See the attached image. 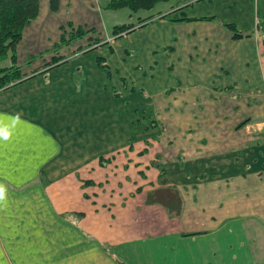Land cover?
<instances>
[{
  "label": "crops",
  "instance_id": "crops-1",
  "mask_svg": "<svg viewBox=\"0 0 264 264\" xmlns=\"http://www.w3.org/2000/svg\"><path fill=\"white\" fill-rule=\"evenodd\" d=\"M106 1L59 0V11L51 13L49 0H39L37 19L23 30L17 47L23 83L0 90V264H128L136 252L150 253L151 246H163L172 254L181 252L185 244L191 249L190 257H194L206 239L212 240L208 249L228 264H264V122L246 128L245 137L235 142L231 138L233 127L213 125L207 128L208 140L201 136L204 128H195L191 137L194 142L188 139L186 144H176L169 139L170 143L155 144L159 150L154 154L150 153L154 146L151 141L142 143L148 158L143 164L133 165L141 176L135 181L141 191L134 195L129 178L118 177L123 174L104 182L76 179L73 173L67 175L69 171L62 175L68 185H56L61 181L56 172L58 146L51 130L64 124L66 116L59 122V114L74 112L78 117L69 120L71 125L80 130L85 126L86 134L91 128L89 135L100 140L97 129L107 128L106 133L111 129L104 139L108 148L104 154H91L88 140L86 146L78 140L85 160L87 156L110 158L103 170H109L118 160L109 155L120 149L121 133L125 140L136 130L134 120L131 130L126 127L121 132L119 127L121 114L135 117V108L126 95H136V84L122 77L124 66L48 67L53 54L37 58L59 42L69 31V23L73 28L93 29L94 33L61 49L59 55H69L63 62L86 50L90 38L102 40L100 44L107 43L115 52L114 45L120 40L111 36V29L117 21H113L114 12L102 8ZM227 1L195 0L182 13L187 18H215L234 24L245 36L242 39H233L214 21L169 22L174 31L169 40L175 39L177 51L180 42L183 48L177 55V79L171 87L175 92L166 96V104L171 109V103L182 99L176 108L180 117L224 123L232 118H264V0H246L244 5L237 0ZM201 5L209 8L211 15L188 13ZM178 9L181 7L173 11ZM231 13L243 15L246 24L241 26L236 19L224 17ZM168 21L161 20L165 27L153 31H165ZM167 43L164 39L155 46L164 49ZM164 54L167 61L169 55ZM30 57L36 59L27 66ZM180 66H191V76L184 69L180 73ZM95 69L107 70L105 78L112 82L111 89L99 75L89 79L87 72ZM132 69L135 75V66ZM76 75L81 79L77 81ZM98 96L102 101L97 100ZM187 106L191 110L186 112ZM160 131L162 139L163 133L175 134L178 128L163 125ZM134 145L121 144L129 151ZM157 162L158 166L154 165ZM156 167L165 172V176L158 175V188L150 179L152 171L155 176L159 174ZM113 180L122 191L109 189ZM176 193L180 204L171 208ZM234 232L242 236L236 246L247 248L236 249L238 254L235 250L227 253L233 248ZM173 244L179 249L171 247ZM148 260L151 263L150 256Z\"/></svg>",
  "mask_w": 264,
  "mask_h": 264
},
{
  "label": "rangeland",
  "instance_id": "rangeland-1",
  "mask_svg": "<svg viewBox=\"0 0 264 264\" xmlns=\"http://www.w3.org/2000/svg\"><path fill=\"white\" fill-rule=\"evenodd\" d=\"M195 0H191L187 2L186 4L180 6L181 9L187 8L190 5L193 4ZM202 1V0H200ZM241 1V3L244 5V1L246 0H237ZM260 1V0H259ZM228 1L225 0V4ZM176 4L173 2L164 4H158L155 6V8L151 11H139L137 13H131L128 10H119L113 13V21L116 22L117 26L120 25H128L129 30L122 33L119 37H115V39H119L117 44L114 45V51L111 52L109 48L106 46L107 43L104 42V44H100V42L96 45H91L86 48V50H82L79 52H82L81 54L74 57L73 60L68 61L67 63H62L63 60L67 57V55L63 54L60 55L59 58H61L60 62L48 66V67H54V66H110L111 69H116L117 66H124L126 70H120L122 77L126 78L130 82H133L136 84V95L133 94H127L126 98L127 101L130 103L131 106L135 108V117L131 118L126 117L124 114H121L120 116V131L123 132L124 128L128 127L130 130L132 128V121H135V133L133 135H129L128 139L122 138V133L120 135V149L117 151H114L109 156L115 155L117 156L118 160L115 162V164L106 170H103L102 168H105L107 164L105 162H109V159L95 158L99 154H104L108 150L106 143L104 142V139L107 138L111 134V129L109 133H106L107 128H104L103 130L97 129L98 133L100 135L101 140L97 136H91L89 135L91 133V128L88 130V134H86V130H84L85 126H81L80 129L74 128L69 120H77L78 115L74 114H59L57 121L62 122V117L65 115L66 120L64 124L60 127H55V129H52L53 137L57 144V152H56V172L58 177H60L57 181L56 185H60L63 187L64 185H68L65 182L62 181V175L64 173L69 172L67 175H71L73 173V177L75 175L76 179L82 178L83 180L86 178L87 180H108L111 178H114L115 175L119 174L126 180L129 178L130 185H132V193L131 195H134V193H138L141 191L140 188L135 186V181L139 180L141 176L137 173V171H134L133 165L135 163H145L148 155H147V147H145L144 142L147 143V141H151L153 143V147L150 150V153L154 154L155 151L159 150V147H157L155 144L163 142V143H170L176 142V144H186L185 142L189 139V142L192 141L191 137L193 136V132L196 129L201 130V128H204L205 131H201L203 133L201 136H206L207 140L210 138L209 135H207V128L214 126H231L232 129V142L237 141V139H240L241 137H245L244 130L246 128H252L255 126V124H260L264 122V118H256V117H250L245 120H240V118H232L230 122L224 123L223 121L219 122L218 119L209 120L206 118H199V119H193V118H186L180 117L176 110L178 106H180L182 99L174 103H171V109L169 108V105L166 104V96L170 95L171 93L175 92L174 88H171L175 83L177 71H176V63H177V55L182 51L183 44L180 42L178 45V51H177V44L175 42V39L171 41L169 38L172 34H174V31H171L170 29V23H176L171 21V14L174 12L173 10L177 8L175 6ZM224 5L222 4V8ZM179 8V7H178ZM200 8L197 11H188L189 14H196V15H211L212 12L209 11V8H204L199 6ZM222 10V9H219ZM248 11V10H247ZM246 11V12H247ZM220 15L224 14V11L219 12ZM152 16L153 18L149 19L148 21L139 22L143 18H146L148 16ZM186 16V15H185ZM226 19H236L239 21L240 25L244 26L246 24V21L244 19V16L238 13H231L230 15L224 16ZM174 18V16H173ZM205 18V17H203ZM207 18V17H206ZM167 19L169 20L165 31H161L159 29V32H154L153 28L160 26L165 27V25L160 24L161 20ZM200 19V18H199ZM208 21H201V22H215L218 23L224 30L226 23L219 22L215 18H207ZM215 19V20H213ZM170 22V23H169ZM234 25V24H233ZM235 26V25H234ZM142 30V31H141ZM227 31V30H226ZM152 32V34H151ZM166 34V38L164 37V34ZM229 32V31H227ZM239 32V31H238ZM177 33V32H176ZM241 33V32H239ZM242 34V33H241ZM243 35V34H242ZM124 37V39H122ZM128 36V37H127ZM163 37L159 39V37ZM244 36V35H243ZM164 39L166 42V48L162 49V46L156 47L155 43L162 44ZM102 41V40H101ZM180 47V48H179ZM90 48V49H89ZM161 48V49H160ZM111 49V48H110ZM174 50V51H173ZM134 51V54H132ZM176 52V53H175ZM84 53V54H83ZM164 53H167L169 56L167 57L168 60L165 61ZM70 55H74L70 54ZM69 56V55H68ZM262 60L264 62V49L261 53ZM64 58V59H63ZM188 62V61H185ZM62 64V65H61ZM135 66V75H132V67ZM175 69V70H174ZM186 70L188 71V74L191 76V66H182L179 67V72L182 73V71ZM84 72L83 74H85ZM87 75L89 76V79H93L94 76L99 75L104 78L105 85L108 88H112V82L108 83L106 80L107 70L98 71V70H90L87 72ZM74 78L78 81L81 79L80 75L74 76ZM116 83H114L115 86ZM127 87L131 88L129 84H127ZM135 87V86H134ZM161 89H165V91H162ZM123 92V89L121 88L120 92ZM161 92V95L158 92ZM120 95V94H119ZM149 95V97H148ZM107 94L104 96L106 97ZM181 97V96H180ZM98 101H102V99L98 96ZM187 100L191 99L187 97ZM105 103H108L106 100H104ZM151 101V102H150ZM150 104V105H149ZM191 105V104H187ZM154 106V108H153ZM152 107V108H151ZM107 108H105V111H107ZM179 110H184L183 107H179ZM186 112L191 110L189 106H187V109H185ZM70 111V110H69ZM173 112V113H172ZM175 115H178L179 118H175ZM68 118V119H67ZM86 121V119H84ZM164 125V127H169L175 129V127L178 128V133L171 134L169 131H166V133L162 134L161 139V127ZM89 127L90 124H88ZM110 126V125H109ZM152 126V127H151ZM152 130H151V128ZM235 127V129H234ZM243 127V128H242ZM112 128V127H111ZM242 128V129H240ZM236 129H239L236 131ZM151 132V134H150ZM254 135L257 134L256 132L253 133ZM160 138V139H159ZM78 140H83V145L86 146V140H88L87 143L89 145H92L89 148V152L91 154H94L98 152V154L93 158H90L87 156L86 163H83V161H86L78 148ZM116 141V140H114ZM215 142V141H214ZM122 145H132L133 149L129 151L127 147H123ZM106 156V157H109ZM158 162L154 165L158 166ZM153 165V164H152ZM130 167V168H129ZM153 167V166H152ZM101 170H100V169ZM140 171H143L144 169H139ZM145 172V171H143ZM149 175V173L147 174ZM155 171H152L150 173V179H153L154 184L157 186H160L159 181V174L157 173V176ZM152 176V177H151ZM72 177L71 180H75ZM155 179H154V178ZM117 178V177H115ZM109 181V180H108ZM164 179L161 181V185L163 184ZM60 182V183H59ZM105 182V181H104ZM116 180H113L112 182V188H109L110 190L116 189L119 191H122L123 188L118 187V183L116 184ZM73 184V183H72ZM155 185H151L154 187ZM79 187H81L79 185ZM87 187V186H86ZM83 189V188H81ZM85 189V188H84ZM63 190V189H61ZM127 192V191H125ZM171 195V193H170ZM181 197V196H180ZM176 196L172 199L171 203L173 206L178 207L179 198L178 201L175 199ZM105 232H103V235L105 236ZM221 235V234H219ZM234 237H232L231 243H234L233 250H235V254H238L239 252L236 251V249H239L240 251H245L247 248L244 246H236V241L239 238H242L240 233L234 232ZM212 244L211 239H206L205 241L202 240V245L199 248L198 253L195 252L196 248H193V251L196 253L194 254V257H190L188 251H191V249L188 247V245H184L182 247L181 252H173L172 254H168V250L165 249V247L162 246L161 248H158L157 246H151L149 247V252H144L142 254L136 255L133 254V259L128 264H169L170 261H173L172 264H228L229 262L223 259H219L208 249V246ZM175 249H179L180 246L173 244L171 247ZM173 255H175L173 257ZM132 258V254L130 255ZM151 257L152 261L149 263L148 257ZM248 264H252L251 262ZM257 264V263H256Z\"/></svg>",
  "mask_w": 264,
  "mask_h": 264
},
{
  "label": "trees",
  "instance_id": "trees-1",
  "mask_svg": "<svg viewBox=\"0 0 264 264\" xmlns=\"http://www.w3.org/2000/svg\"><path fill=\"white\" fill-rule=\"evenodd\" d=\"M173 1L176 4L175 6L180 7L191 0H107L102 8L112 12L128 10L135 14L139 11H151L158 4H167ZM49 11L51 13L59 11V0H49ZM38 15L39 0H0V90L23 83L22 66L20 67L17 65V47L22 39L24 28L34 22ZM170 16L171 21L176 23L209 20L207 18H187L185 14L182 13V9L174 11ZM151 18L153 17L150 15L139 22H146ZM67 27H69V31L63 34L59 42L37 58L43 57L46 53H51L54 57L51 58L49 66L54 65L61 60V58H59V51L61 49L83 39L87 34L94 33L93 29L85 31L82 27L73 28L71 23L67 24ZM224 27L232 34V38L235 40L245 37L236 30L233 24H226ZM129 28L128 25L114 26L111 29V36L118 37L122 33L128 31ZM89 41L90 46L101 42V40L97 38H90ZM109 50L112 52L110 48ZM35 59V57H30L25 62V65H30ZM156 168L158 169L160 177L165 176L164 171L158 167ZM175 196V199L178 201L177 193ZM240 246L244 245L240 244ZM232 252L233 248H229L227 251V253L230 254Z\"/></svg>",
  "mask_w": 264,
  "mask_h": 264
}]
</instances>
